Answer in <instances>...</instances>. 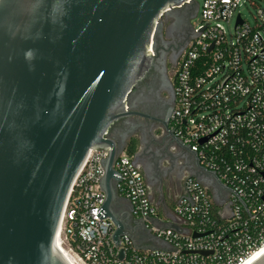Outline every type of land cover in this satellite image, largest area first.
<instances>
[{"label": "water", "instance_id": "95a60500", "mask_svg": "<svg viewBox=\"0 0 264 264\" xmlns=\"http://www.w3.org/2000/svg\"><path fill=\"white\" fill-rule=\"evenodd\" d=\"M184 4L198 9L194 0H0V264H69L56 235L90 149L107 152L100 188L112 240L143 229L118 193L113 163L124 146L108 132L130 113L126 99L149 66L157 20Z\"/></svg>", "mask_w": 264, "mask_h": 264}, {"label": "built area", "instance_id": "2783aa9c", "mask_svg": "<svg viewBox=\"0 0 264 264\" xmlns=\"http://www.w3.org/2000/svg\"><path fill=\"white\" fill-rule=\"evenodd\" d=\"M244 2L257 7L253 25L235 15ZM197 14L175 77L171 128L216 175L215 193L187 176L174 205L178 230L166 227L132 153L121 151L113 163L118 193L152 237L143 247L124 234L116 245L113 223L102 211L107 152L90 149L56 235L78 264H244L264 246V0H202ZM234 15L227 38L223 22Z\"/></svg>", "mask_w": 264, "mask_h": 264}, {"label": "flooded vegetation", "instance_id": "af4514ba", "mask_svg": "<svg viewBox=\"0 0 264 264\" xmlns=\"http://www.w3.org/2000/svg\"><path fill=\"white\" fill-rule=\"evenodd\" d=\"M196 14L195 5L184 4L159 17L149 66L126 99L125 108L130 113L116 120L108 132L124 146V150L133 148V162L145 182L160 187L165 191V197L173 198L177 190L184 188L187 176L183 174L179 161L196 164L195 154L181 145L171 128L175 77L193 39L190 20ZM199 177L210 185L211 190L217 187L213 179L202 174ZM223 192L226 197L228 191ZM148 196L153 204H158L159 197L155 192H148ZM125 210L131 211L127 203ZM137 234L148 245L146 231L141 229Z\"/></svg>", "mask_w": 264, "mask_h": 264}, {"label": "crops", "instance_id": "0c3cea01", "mask_svg": "<svg viewBox=\"0 0 264 264\" xmlns=\"http://www.w3.org/2000/svg\"><path fill=\"white\" fill-rule=\"evenodd\" d=\"M179 164L181 165L183 174L186 176H191V177H199L200 174H202L203 176H205L206 178H210V176H207V174H204L203 172H201L196 165H194L193 163L186 161V160H180ZM147 191L148 192H155L159 199H161V202H159L157 208L159 213L164 217L165 219V226H170L172 222L174 225L177 223H180V219L175 215L174 213V205L176 203V200L178 199V197L182 194L183 192V187H181L179 190H177L175 192L174 197H165L163 191L160 187H158L155 184H150L147 186ZM128 204V203H127ZM134 239H138L141 242L142 245V236H140L139 234L136 235V237H134ZM137 240V242H138ZM144 240H146V238L144 237ZM144 244V243H143ZM143 246V245H142ZM144 247V246H143Z\"/></svg>", "mask_w": 264, "mask_h": 264}, {"label": "rangeland", "instance_id": "374dc122", "mask_svg": "<svg viewBox=\"0 0 264 264\" xmlns=\"http://www.w3.org/2000/svg\"><path fill=\"white\" fill-rule=\"evenodd\" d=\"M194 1L198 5H200L202 0H194ZM260 6H262V3H260ZM256 10H257L256 6L251 5L249 2H244L237 8V10L235 12V15L239 12L241 14V17L243 19H245L248 22L249 25H253L254 24V17L256 15ZM235 15L229 21V23H224L223 22L224 27L226 29L227 38L229 37V33L232 34ZM199 21H200V16H199V14H196L190 20L191 27L197 26L199 24ZM143 246H147V245L144 244Z\"/></svg>", "mask_w": 264, "mask_h": 264}, {"label": "bare ground", "instance_id": "6f19581e", "mask_svg": "<svg viewBox=\"0 0 264 264\" xmlns=\"http://www.w3.org/2000/svg\"><path fill=\"white\" fill-rule=\"evenodd\" d=\"M59 243V242H58ZM57 249L60 251L62 256L67 260L69 264H78L74 259H72L66 250L59 244L56 243ZM264 254V246L256 252L250 259H248L244 264H252L255 260L260 258Z\"/></svg>", "mask_w": 264, "mask_h": 264}, {"label": "trees", "instance_id": "16d2710c", "mask_svg": "<svg viewBox=\"0 0 264 264\" xmlns=\"http://www.w3.org/2000/svg\"><path fill=\"white\" fill-rule=\"evenodd\" d=\"M132 151H133V148L129 149L127 152L132 153Z\"/></svg>", "mask_w": 264, "mask_h": 264}]
</instances>
